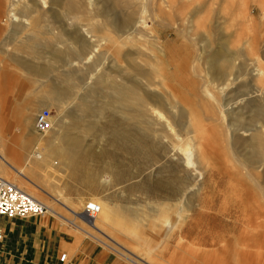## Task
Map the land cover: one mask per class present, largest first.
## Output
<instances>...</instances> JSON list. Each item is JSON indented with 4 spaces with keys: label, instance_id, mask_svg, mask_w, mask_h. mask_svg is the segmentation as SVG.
Wrapping results in <instances>:
<instances>
[{
    "label": "rangeland",
    "instance_id": "obj_1",
    "mask_svg": "<svg viewBox=\"0 0 264 264\" xmlns=\"http://www.w3.org/2000/svg\"><path fill=\"white\" fill-rule=\"evenodd\" d=\"M64 1L60 7L17 6L19 18L15 20L8 19L0 7V80L21 81L24 96L28 93L32 96L31 92L45 94L47 97L42 95L38 100L40 104L50 100L48 110L53 122V128L45 134L35 130L38 137L34 148L37 150L23 153L21 164H15L7 156V162L15 167L5 164L0 175L16 181L22 189L35 192L49 209L56 207L59 214L68 219L49 211L43 218L59 225L60 236L67 235L69 240H74L71 249L58 248L55 242L53 250L57 258L66 254L58 264H264V246L260 249L241 240L245 229L246 236L255 230L264 233V212L243 204L245 199L260 195L254 179L264 180V165L254 169L252 176L248 175L253 169L251 165H238L235 151L239 152L236 156H240L248 150L245 152L243 146L236 148L231 144L230 129V110L245 107L247 95L251 94L247 86L256 81L254 75L258 74L255 68L259 61L264 65V0ZM105 8H109L108 13L102 12ZM142 17L143 32L159 36L161 46L152 45L153 38L148 35L145 38L132 35L126 31L129 28L119 31L123 20L137 21ZM89 29L94 34L90 35ZM82 31L85 35L81 40L91 36L95 42L76 57L73 52L82 48L77 36ZM143 42L149 43L141 44ZM37 46L45 49L36 52ZM136 50L142 55L133 56ZM89 54L91 58L87 59ZM227 55H234L235 62L229 65L223 61L218 66L220 71H215L211 62ZM134 59L153 71L155 83L146 86L147 91L164 92L167 97L164 107L156 106L161 117L160 124H154V128L157 129L156 141L161 146L154 155L137 162L122 148L121 137H114L113 132L119 131L123 124L134 127L136 109L125 107L119 100L112 105L114 103L103 95L106 93L104 80L121 85L135 78ZM23 61L33 63L35 70L25 68ZM253 61L258 65L254 66ZM72 70H76L81 80L75 79L72 73L69 99L55 102L53 87L65 86V75ZM253 87L259 90L264 88V83L253 84ZM88 90H93V94L87 97ZM127 96V93H118L120 99ZM81 97L86 98L82 101ZM41 108L45 107L33 113L34 129L35 115ZM246 111L242 112L248 119L252 113ZM2 112L3 101H0V118ZM182 112L191 115L200 127L204 157L201 162L196 158V151L189 165L179 160L180 144H185L192 136L176 125ZM66 133L81 141L77 146L81 155L79 158L77 154L79 163L76 162L79 172L74 175L67 166L58 170L61 158L64 161L66 158L57 153L76 147L64 143ZM237 135L248 138L251 133L240 130ZM38 152L44 155V163L32 155ZM171 166L179 177L193 185L191 192L198 191L203 207L186 211L182 199L176 204V200L163 198L160 190L155 196L135 190L134 186L146 178L152 183L158 176L168 177ZM20 168L26 177L17 173L16 169ZM160 168L168 170L160 174ZM121 170L126 173L122 178L118 176ZM87 181H92L93 185ZM35 185L59 197L60 202L53 203ZM87 200L101 205L98 216L114 210L112 217L87 220L82 213ZM260 200L264 201L262 196ZM123 206L141 212L136 215L116 210ZM260 207L264 211V202H260ZM242 209H248L249 215L252 210L254 215L259 213L256 220L257 223L261 220L262 227L247 226ZM251 219L249 217V224L254 221ZM23 264L42 263L28 253Z\"/></svg>",
    "mask_w": 264,
    "mask_h": 264
},
{
    "label": "bare ground",
    "instance_id": "obj_2",
    "mask_svg": "<svg viewBox=\"0 0 264 264\" xmlns=\"http://www.w3.org/2000/svg\"><path fill=\"white\" fill-rule=\"evenodd\" d=\"M74 1L75 0H72L71 2L74 3ZM64 2H65L64 0H0V7L3 8L2 9V12L6 14V17L8 19L15 20V19H18L19 18L18 17V14H17V10H16V7L17 6H28V5H33V6H39V5H42L43 6L44 5L45 6L47 4H50V5H53V6H59L60 4H62ZM71 11L73 12L74 10H71ZM102 12L108 13L109 12V8L108 9H106V8L103 9ZM56 17H58V16H56ZM118 22H119V20H118ZM20 25H22V24H20ZM117 26H115V27H117ZM144 27H145V21H144L143 17L140 18V19H138L137 21H133V20H123L120 23V25H119V31H123V30L125 31V29L129 28V30H126V31H130L132 35H134V36H138L139 35V37L140 36H142V37L144 36V38L147 37V35H148V37L150 39L153 38L152 42H150V39H149V42L152 45L154 43H156L157 47H158V45L161 46V39L159 38V36H156L155 35L153 37L151 35V33L145 34L143 32V29H145ZM84 30H86V29H84ZM89 31H90V29H89ZM89 31L86 32V33H89ZM83 32L84 31H82V34L79 32V35H77L80 40L82 39L81 36L82 35H85ZM90 32H91L90 35L94 34V33H92V31H90ZM130 32H128V33H130ZM91 38L92 37L90 36V39H88V40L87 39L81 40L82 48L78 52H73V53H75V56L76 57L79 56V55H82L83 52L88 47L90 48L92 45H94L95 40L94 39H91ZM94 38H95V36H94ZM149 42H143L141 44H148ZM42 49H45V47L42 48L40 46H37L36 49H35V51L36 52H39ZM93 52H95V51H93ZM132 55L133 56L134 55H138L139 56V55H142V53H141V51L136 50L134 54L132 53ZM88 56L89 57L87 59H90L91 58V55L89 54ZM80 57H82V56H80ZM146 57H147V55H146ZM104 60H105V58H104ZM223 61H226L227 63H229V65L233 64L235 62L234 55H227V56H224V58H222V59H218V61H212L211 62V67L214 70L215 69L217 70L218 69V66L221 65V62H223ZM257 62H258V60H257ZM134 63H135V66H136V68L134 69V72L135 73H133L135 75V78L134 79H132V77H131V79H129V81L126 80L127 83H122L121 85H118L115 82L112 83V82H110L108 80H104V82H103V88L104 89L103 88L102 89L106 92L105 94H103L105 96V98H107L108 101H112V103H114L112 105H115V103L117 102V100H119V101H122L124 103L125 107L134 106V108L136 109L134 127L129 128L130 127V124H126V125L123 124V125H121V129L119 131L118 130L117 131L115 130L113 132H114V137H116V136H118V138L121 137L120 140L122 141V148H124L129 153H131L133 155V161H136L137 162V160L140 159V158H143V157H146L147 158L149 156L154 155V153H156V151L161 146L156 141V136H155L156 133H157V129L154 128V124H160V117H161V115L159 117V113L160 112H159V110L157 109L156 106H159V105L160 106H163L166 103V101L164 99L167 98V97H166V95H165L164 92H161V93L158 92L157 93V92L147 91L146 86H150V85L152 86L155 83V77L152 74L153 71H150V69H147L146 67H144V65L140 64L136 60H135ZM253 63H254V61H253ZM255 63H254V66L255 65H258V64H255ZM258 63H259V65L257 66V68H255V69L258 70V74H257V76L254 75V77H256V79H255L256 81H254V80L251 81L249 83V86L250 87L247 86V89L250 88V90H248V92H250L251 94H248L247 95L248 96V100L246 101L247 103H246L245 107H243L241 109L238 108V109H232V110H230V114H231V117H232V119H231V127H230V129L232 130V143L231 144L234 147H236V148L239 147V146H241V147L243 146L244 147V151L245 150H248V153L242 154L240 156H238V155L236 156V154L239 153V152L238 151L237 152L235 151V154L234 155H235V158H236V160L238 162V165H240V166H242L244 164L251 165V167L253 169L251 171H249V173L247 172L249 176H252V171L254 169H257V167H260V166L264 165V88L259 87L261 89L258 90V89H254V87H253V84H257V83H260V82L264 83V65L260 61ZM23 66L25 68L28 67L29 70H32V71L35 70V65L33 63H31V62H27V63L24 62L23 63ZM113 66L115 68V65H113ZM131 66H133V65H131ZM75 71L76 70H72V72L68 71L66 73L65 78H64L65 86L61 87L60 85H55L53 87L52 90L54 91V94H55V97H54L55 102L56 101H62V98L63 99H66V98H68L70 96V84H72L71 83V79L72 78H70V77H71V74L72 73H74L75 79H78L79 81L81 80V78H79V77L77 78V74H76ZM218 71H220V70L218 69ZM41 73H43V71H41ZM212 78H213V76H212ZM81 82H84V81L82 80ZM119 92L127 93L128 96L125 99H120L118 97V93ZM28 94H30V93H28ZM28 94H27V116L26 117H27L28 123L30 125L31 124V120L33 118V113H34L33 110L35 109V107H36L37 104H40V100H38V98L39 97H42V95H39L36 92H33V93L31 92L32 96H30ZM92 94H93V90H88L87 93H86L87 97L90 96V95H92ZM256 96H260V97L257 98ZM85 98L86 97H81V100L84 101ZM217 105L220 107L221 104L219 103ZM117 107H118V105H117ZM113 108L115 109V106ZM244 109H247L248 112L252 113V115L251 114L249 115V118L248 119L247 118L245 119L244 116H243L244 112H242V111ZM51 115L49 116L50 119H51ZM151 116H155V118L154 117L151 118ZM148 117H150L151 120ZM51 121H52V119H51ZM58 122L59 121H57V124L55 126V129H56V127H58ZM173 123H175V122H173ZM52 124H53V122H52ZM176 125L180 129H185V131H186L187 134L190 135L192 133V136L190 135V137H189L190 140H188L185 144H180L181 145V148H180L181 149L180 150L181 156H179V160L185 161L189 165L191 163V156L193 154L196 155V153H194V151H196L197 152V157L196 158H198V161L201 162L204 159V157L201 154L202 142L200 141V138H201V136L199 135L200 127L197 126V122L194 120V118L191 115H188L187 116V115H185L184 112H182L181 115L179 116V119L177 120V124ZM52 128H53V126L48 131H50ZM128 130H129V132H128ZM240 130L246 131V132H250L251 133V136L248 137V138H243V137L237 135L238 134V131H240ZM48 131H46V133ZM177 135L179 136V134H177ZM64 143L67 144V145H72V146H76V147L75 148H71V149H67L66 148L63 151H60L59 150L60 152H63V153H57V154H59L60 156H62V154L65 155L66 161L63 160V157L62 158L60 157L61 158V165L62 166L60 165V168L58 170H61L63 166H67L70 169L71 174L74 175V172H79L78 171V169H79L78 168L79 167L78 165L79 164H76V162L79 163L78 162V159H77V154H78L79 158H80L81 155H80V150L77 149V146L81 145V141L78 138H76V137H70L69 134L66 133L64 135ZM32 155L35 158L39 159L40 161L44 157V155L41 154V153H39V152L38 153H34ZM0 157L3 158L5 161H7L6 160L7 159V155L1 149H0ZM242 157H244V158H242ZM41 163H44L43 160L41 161ZM80 168L82 169V167H80ZM81 169H80V171H81ZM168 169H170L169 170L168 177H163V176H160L159 177L158 176V178L155 179V180H153L152 183H150L148 181L149 178H146V179H144L142 181V183L137 184L136 186H134L135 187V190H137L139 192L141 191L142 193H145V192L148 193V192H150V194H152L154 196L156 194H160L158 192L156 193L157 190H160L163 198H166V199H169V200H176L177 201V202L175 201L176 204L182 199L184 203L183 202H181V203H183V205H184L183 207L186 209V211L189 210V211L192 212V211H195L198 208L203 207V200H202V198L200 199V197L198 195V191H193V192L190 191L192 189L193 185L192 184H189V183H186V181L182 177H179V175L176 174L177 171L175 172V169L173 168V166H171ZM168 169H166V168H160L158 170V173L163 174V172L166 171V170H168ZM16 170H17V173L19 175H23V177H26L25 174H24L23 168L16 169ZM125 174L126 173L121 170V174L119 173L118 176L120 178H122ZM1 177L4 178V179H6L7 181H9L11 183H14L19 188L22 189V187L16 181H14V180H11L10 181V180H8L7 178H5L3 176H1ZM256 178L255 179L253 178V179L256 180V184L258 186V189L260 190V195L264 199V180L263 181H260V180H258ZM29 181H31V180H29ZM87 182H89V184L91 186L93 185V182L92 181H87ZM35 187L40 192L44 193L45 195H48V197L51 198V201H53V203L60 202L59 197L54 196L53 193L47 192L46 189H44V188H42V187H40L38 185H35ZM23 190L26 191L29 195H31L32 197L36 198L38 201H40L41 203L45 204L48 207V205L45 203V201H43V199H41V197L38 196L35 192H33L31 190H27V189H23ZM259 196L257 194V196L254 195L253 197H250L248 199H245L243 201V204L247 208L249 207V208H253V209H256V210L257 209L259 210V208H261L260 209L261 212H264L263 211V208H262L263 206L260 207V202H264V201H261L260 200L261 196L260 197ZM208 201H209V203L211 202L210 200H208ZM158 206L161 208L160 205H158ZM210 206H212V204ZM180 207H181V205H180ZM55 208L56 207H53V209H49V207H48L49 213L52 212L55 216L57 215L60 218H63L65 220H68L66 217H64L63 215L59 214V212ZM116 210H119V211H122V212H125V213H130V214L133 213V214H136V215H139L140 212H141V211H139V209H133L132 210L130 208H127V206L126 207L123 206L121 210L120 209H116ZM149 210L152 211V212H154L155 209L150 207ZM100 211H101V205H100V210H99L98 214L100 213ZM113 211L114 210H109V211H106L104 213L101 212V215L98 216V214H97V216L95 217V219L99 220L101 218H106V219L109 220L112 217L111 216L112 215L111 213H113ZM254 212L255 211L252 210L251 211V214L249 215V210L248 209H242V214L244 216V223L247 226L248 225L249 226L250 225L254 226V224H255V229H256L257 226L260 228V227H262V225L260 223L261 220H260L259 223H257V220H256L259 213H255V215H254ZM239 215L237 214V217H239ZM81 217L84 218L83 216H81ZM249 217L252 218L251 220H254L250 224H249ZM235 220H237V219H235ZM238 220H239V218H238ZM240 222H241V220H240ZM235 224H236V222H235ZM92 225H93V223H92ZM237 226L238 225H236V227ZM94 227H95V225H94ZM249 229H250V227H249ZM245 230L244 231L242 230L244 232V234L241 235V240L244 239L243 240V243L245 244L247 242L248 245L249 244L250 245H255V246L260 247V249L263 248V246H264V233L262 232V230H257V231L255 230L253 232V234H251L249 236H246ZM251 231H253V230H251ZM180 244H181V242H180ZM122 247L124 248V246H122ZM258 247H257V250H259ZM260 251L262 252V250H260ZM260 251L259 252L256 251V253H260ZM242 253H244V252H242ZM245 253L247 254L248 251L245 252ZM198 254H200V253L198 252ZM204 259H207V257L204 258Z\"/></svg>",
    "mask_w": 264,
    "mask_h": 264
},
{
    "label": "crops",
    "instance_id": "obj_3",
    "mask_svg": "<svg viewBox=\"0 0 264 264\" xmlns=\"http://www.w3.org/2000/svg\"><path fill=\"white\" fill-rule=\"evenodd\" d=\"M19 65L22 66V64ZM13 83L14 85H11ZM23 87L21 81L0 80V101H3V112L0 118V129H2L0 149L15 164H21L24 161L23 153L37 150L34 147L38 135L32 128V123L29 125L26 117L27 95L24 96ZM42 95L44 98L47 97L43 93ZM41 106L45 107L43 109H50V100L47 99L45 104L41 101V104H37L33 111L35 112ZM33 120L32 118L31 121ZM0 160L1 171L5 164L10 168L15 167L1 157ZM43 218L44 216L25 219L0 217V229L4 233V239L0 245V264H23V259L28 256V253L37 257L42 264L59 263L60 259L57 258V253L53 250L55 242H58V246H56L58 248L71 249L74 246V240H69L67 235L61 234L60 236L58 234L61 232L59 225L52 220ZM53 235H55V240ZM59 238L61 241H58Z\"/></svg>",
    "mask_w": 264,
    "mask_h": 264
},
{
    "label": "built area",
    "instance_id": "obj_4",
    "mask_svg": "<svg viewBox=\"0 0 264 264\" xmlns=\"http://www.w3.org/2000/svg\"><path fill=\"white\" fill-rule=\"evenodd\" d=\"M50 115L51 112L48 109H42L36 113L34 126L39 134L46 133L53 126L49 118ZM99 210L100 205L97 202L87 200L84 203L82 213L87 220L92 221L97 216ZM48 211V207L45 204L0 176V217L6 219H25L28 217L44 216ZM3 239L4 233L0 229V245ZM65 257V253H62L60 260L63 261Z\"/></svg>",
    "mask_w": 264,
    "mask_h": 264
}]
</instances>
